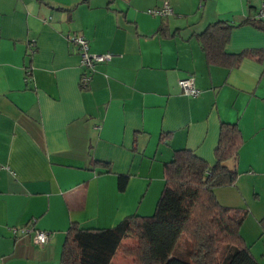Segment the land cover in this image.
<instances>
[{
	"label": "crops",
	"instance_id": "crops-1",
	"mask_svg": "<svg viewBox=\"0 0 264 264\" xmlns=\"http://www.w3.org/2000/svg\"><path fill=\"white\" fill-rule=\"evenodd\" d=\"M164 1L171 13L149 11ZM263 1L0 0V264H59L72 222L152 214L164 162L185 147L213 164L222 121L243 141L225 160L234 183L213 191L246 210L240 233L264 264V29L244 22ZM218 19L234 24L227 51L258 53L207 63L197 34ZM76 33L112 53L86 86ZM187 74L197 95L178 84Z\"/></svg>",
	"mask_w": 264,
	"mask_h": 264
},
{
	"label": "trees",
	"instance_id": "trees-1",
	"mask_svg": "<svg viewBox=\"0 0 264 264\" xmlns=\"http://www.w3.org/2000/svg\"><path fill=\"white\" fill-rule=\"evenodd\" d=\"M244 22L264 29L263 21ZM233 25L218 19L197 34L207 63L232 67L245 54L258 53L226 50ZM242 141L236 123L222 121L213 164L189 148L176 149L163 164L164 184L152 214L133 213L106 227L72 222L59 264H111L119 253L130 255L135 264H259L240 233L246 210L221 204L213 191L234 183L237 172L225 160ZM126 180L119 175L120 188Z\"/></svg>",
	"mask_w": 264,
	"mask_h": 264
},
{
	"label": "built area",
	"instance_id": "built-area-1",
	"mask_svg": "<svg viewBox=\"0 0 264 264\" xmlns=\"http://www.w3.org/2000/svg\"><path fill=\"white\" fill-rule=\"evenodd\" d=\"M149 11L159 15L167 14L172 12V6L168 1H164L162 5L153 7L149 9ZM252 19L264 22V1L257 7ZM71 39L77 45L80 63L85 68L79 79L80 83L85 86L91 78V71L95 64L109 59L112 56V53L91 51L89 49L87 39L82 34H73ZM178 84L180 85L182 91L189 95H197L199 92L198 87L194 84L193 76L191 74L180 77L178 79ZM12 230L19 235L24 233H32L33 240L40 244L45 243L50 237L49 230L28 225L15 226L12 228Z\"/></svg>",
	"mask_w": 264,
	"mask_h": 264
},
{
	"label": "rangeland",
	"instance_id": "rangeland-1",
	"mask_svg": "<svg viewBox=\"0 0 264 264\" xmlns=\"http://www.w3.org/2000/svg\"><path fill=\"white\" fill-rule=\"evenodd\" d=\"M111 264H135V262L130 255L119 253Z\"/></svg>",
	"mask_w": 264,
	"mask_h": 264
}]
</instances>
